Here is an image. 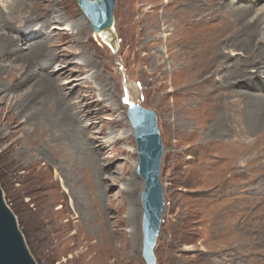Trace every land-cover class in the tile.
<instances>
[{
    "label": "rangeland",
    "instance_id": "1",
    "mask_svg": "<svg viewBox=\"0 0 264 264\" xmlns=\"http://www.w3.org/2000/svg\"><path fill=\"white\" fill-rule=\"evenodd\" d=\"M249 1L115 0L113 48L77 0H0L5 13L20 3L14 30L0 29L15 40L12 53L0 45V187L36 264H88L86 240H68L78 221L98 250L146 264L131 103L156 114L163 145L155 264H264V131L252 128L264 120V65L229 76L257 55L235 15ZM253 3L248 19L264 13ZM33 17L36 36L24 26ZM48 222L67 225L63 252Z\"/></svg>",
    "mask_w": 264,
    "mask_h": 264
},
{
    "label": "water",
    "instance_id": "2",
    "mask_svg": "<svg viewBox=\"0 0 264 264\" xmlns=\"http://www.w3.org/2000/svg\"><path fill=\"white\" fill-rule=\"evenodd\" d=\"M77 3L96 33H105L107 43L115 48L113 28L115 0H77ZM138 154L137 175L143 180L141 193L142 257L146 264H155L153 248L159 233L164 209L162 184L159 180L163 145L156 114L131 103L127 110ZM0 264H36L31 256L16 217L7 206L0 187Z\"/></svg>",
    "mask_w": 264,
    "mask_h": 264
},
{
    "label": "bare ground",
    "instance_id": "3",
    "mask_svg": "<svg viewBox=\"0 0 264 264\" xmlns=\"http://www.w3.org/2000/svg\"><path fill=\"white\" fill-rule=\"evenodd\" d=\"M185 1V0H184ZM249 1V0H248ZM254 0H250L249 4L246 5L241 11H239L238 13H235V15H237L238 20L239 21H243V29L245 32H249L250 37L253 38V44L255 47H257V55L255 56L254 59H252L251 61H248L244 64H242V67L239 66L238 68L234 69L233 71L230 72L231 76V80L233 81V83L237 82V81H244L246 78V73H248V69L247 67L252 68L253 70H255L254 73H259L260 68L264 65V13L263 14H256L255 18H247L253 7L254 4L257 2L255 1V3H253ZM188 2V1H187ZM225 2V1H223ZM20 3H16L14 6V3H6V8L7 11L2 12L0 10V23L3 22V25H0V29L3 28L5 30H14V21L11 18V15L9 14L10 12H12V14L14 13L13 11L15 9L18 8ZM5 5V4H4ZM11 7H14L15 9L12 10ZM15 15L13 14V18ZM1 18L4 19V21L1 20ZM35 21L39 20V22H29V21H24V26L25 27H30V30L28 33L32 34L33 36H36L37 34H39L41 31H43L42 27L40 26L41 21L39 19V17H33ZM194 20V19H193ZM201 21V20H199ZM28 23V24H27ZM36 23L39 24V26H36ZM189 23V22H188ZM186 24V23H185ZM193 24V23H192ZM32 28H37L36 30H33ZM32 29V30H31ZM112 30L114 31V28H112ZM24 31V30H23ZM27 31V30H25ZM94 31V30H93ZM94 33H96L94 31ZM115 33V32H114ZM29 35V34H28ZM96 39H100L101 42L103 43H107V36L105 33H96V35L94 36ZM33 39V38H32ZM28 42V41H27ZM108 44V43H107ZM0 45L3 47H5L6 51L9 50V52H14V45H15V40L13 36H9V35H5V34H1L0 33ZM0 46V47H1ZM44 44H36L35 45V49L33 50H37L38 47H43ZM112 46V45H111ZM116 46V45H115ZM27 50H29V52H33V50H31V46L30 45H26ZM40 50V49H38ZM37 50V51H38ZM36 52V51H35ZM39 52V51H38ZM241 67V68H240ZM30 68V67H29ZM245 68V69H244ZM60 71V75L64 74L66 71L64 70H59ZM59 75V76H60ZM26 78V77H25ZM19 82L23 81V80H18ZM244 83V82H243ZM231 84V83H230ZM1 99V98H0ZM29 100V99H28ZM57 101V100H56ZM258 106L260 107V109H264V101H259L258 102ZM27 110V106L25 105V102L22 101L21 105H20V113H24V111ZM19 113V114H20ZM14 116H12V118L14 119ZM35 117V114L32 116ZM47 117L48 114H41V118L42 120L44 119V122H47ZM262 117V116H261ZM17 119V118H16ZM262 119H259L258 121H256L255 123H253L252 128L253 129H260L261 133L262 131H264V123L263 121H261ZM21 122L17 119V121H13L12 125H13V129L14 128H18L20 126ZM11 125V124H10ZM263 127V128H262ZM11 128V127H10ZM2 129V128H1ZM7 129V128H6ZM12 129L13 132H15ZM12 132V133H13ZM8 133V132H7ZM11 134V133H10ZM261 134H259L260 136ZM264 137V136H263ZM5 135L0 131V140L4 139ZM258 141H260L259 138H257ZM11 147V146H10ZM8 148V147H7ZM21 154V153H19ZM99 185H101V181H102V177L99 176ZM102 186V185H101ZM105 188V187H104ZM103 189V186H102ZM99 190H101V188L99 187ZM104 191V190H103ZM102 192V191H101ZM59 198L63 199V194L60 193L59 194ZM65 206V205H63ZM62 206V209H64V207ZM75 207V206H74ZM82 209H87V207L81 205ZM67 209V208H65ZM64 209V210H65ZM46 213H44V215L46 216L47 214H49L50 209H46ZM45 211V210H44ZM43 211V212H44ZM88 211V210H87ZM77 213V212H76ZM80 213V212H79ZM83 214V213H82ZM53 216L56 218L59 216V214H53ZM82 219L83 218H87L85 217V215L83 214V216H80ZM51 222H48V226L43 230V233L47 236L49 235H53V237L51 238L52 240H55V246L57 248H59V252H63L64 251V247L62 246V240H60L59 238V234H56L60 231V229H62L63 227H66L69 224V221L67 222V225H63L61 223H55L53 225H50ZM78 224L81 223L80 221L77 222ZM78 224H75V233L72 235L68 236V240L72 241L74 244L73 245H80L82 242H84L86 240V242H84L82 245L85 246V250L84 253L88 254V253H94V256L92 258H90V260L88 261V264H121L120 258H121V253L116 251L115 248H109L108 244L105 243L103 248H99L100 250H98L96 244L92 243L91 241H89L90 237L86 238V236L83 233V228L80 227V225L78 226ZM82 225V224H81ZM83 226V225H82ZM73 227V226H72ZM84 227V226H83ZM62 232V231H61ZM106 237V236H105ZM105 239V238H104ZM49 241V240H47ZM106 241V240H104ZM134 241V240H133ZM134 244V243H133ZM52 245V244H51ZM102 245V244H101ZM53 246V245H52ZM62 246V247H61ZM80 247V246H79ZM66 248V247H65ZM68 248V247H67ZM118 249V248H117ZM58 251V250H57ZM100 253V254H99ZM99 254V257H97L96 255Z\"/></svg>",
    "mask_w": 264,
    "mask_h": 264
}]
</instances>
